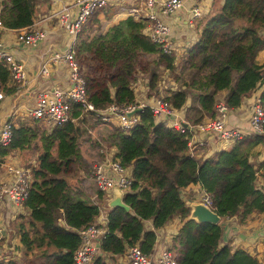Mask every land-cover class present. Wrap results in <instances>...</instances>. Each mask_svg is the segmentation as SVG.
Here are the masks:
<instances>
[{
	"label": "trees",
	"instance_id": "obj_1",
	"mask_svg": "<svg viewBox=\"0 0 264 264\" xmlns=\"http://www.w3.org/2000/svg\"><path fill=\"white\" fill-rule=\"evenodd\" d=\"M38 2L0 0V24L8 29L29 26ZM106 8L89 16L75 46L92 110L74 103L65 123L48 128L37 121L17 124L11 127L8 145L0 146V170L13 151L32 148L37 155L22 204L25 214L15 218L23 254H33L37 264H73L72 254L81 242L77 230L92 223L99 209L79 183H68L66 173L72 163L80 162L76 143L84 124L93 121L91 127L101 124L105 149L129 169L131 182L121 199L127 211L106 205L105 231L90 264H108L103 256L116 262L133 245L149 253L154 230L174 217L178 227L168 250L175 264H259L243 250L221 243L220 224L189 217L191 209L180 192L198 185L211 210L222 218L236 216L242 222L262 212L264 195L254 183L258 166L250 156L263 136H243L230 148L202 157V151L189 152L186 134L155 122L148 106L141 108L128 132L99 122L98 112L110 104L134 103L132 83L138 75L145 78L149 98L162 71L173 76L175 85L165 89L163 99L174 109L188 102L184 116L189 123L213 117L220 98L228 110L238 107L263 80L264 62L257 63L255 56L264 48V0H222L199 22L195 43L179 60L162 54L151 42L146 22L134 15L104 29L98 15L108 20ZM7 80L0 63V87ZM259 98L264 107V90ZM96 195L101 199L103 193ZM145 220L152 230L144 229ZM0 264L20 263L0 258Z\"/></svg>",
	"mask_w": 264,
	"mask_h": 264
},
{
	"label": "built area",
	"instance_id": "obj_2",
	"mask_svg": "<svg viewBox=\"0 0 264 264\" xmlns=\"http://www.w3.org/2000/svg\"><path fill=\"white\" fill-rule=\"evenodd\" d=\"M107 1L74 0L75 13L70 15L71 18L67 12L61 15L65 18L61 22L65 37L63 47L45 50L36 68V75L39 79H43L49 75L50 68L61 66L66 72L67 83L64 86L58 85L37 92L31 106L23 112L26 118L39 121L45 126H53L69 120L71 103H77L86 110H92V106L87 102L85 81L75 56V46L82 25L95 10L103 7ZM142 2L143 9L132 10L135 19H143L148 23L150 40L159 46L162 53L171 55V53L176 52L177 46L170 39L171 26L164 22L163 16L181 9L183 0H161L160 2L142 0ZM189 15L188 23L191 24L192 19L200 17L201 7L198 4L191 6ZM10 30H15L12 44L23 49L36 47L37 44L45 40L46 34L42 29L33 25L19 29H8L0 24V63L8 71V80L22 85L26 82L22 63L15 60L3 37L5 32ZM1 97L0 93V100ZM144 106L143 103L137 102L120 105L110 104L105 109L100 110L103 113H100L99 116L101 121L112 123L122 132H127L138 121L137 115L127 116V114L136 109L141 110ZM149 109L155 122L164 123L178 133L186 134L188 138L187 147L192 152L195 147H203L205 144L204 140L199 138L203 134L213 135L220 148H223L228 142L240 140L243 136L236 129L225 126L224 115L228 109L222 101H218L214 105L213 117L194 124L184 121L180 114L160 96L153 98ZM12 126L13 123L9 118L0 120V146L8 145ZM248 126L251 134L264 136V111L258 96L253 99L249 107ZM3 175L4 179L0 180V209L3 201H6L14 215L20 212L26 197L30 169L4 164ZM89 177L97 190L102 192L115 189L123 193L130 184L127 170L117 160H111L108 157H105L103 162L98 163L90 170ZM197 202L211 210L209 198L202 190L197 197ZM102 220L92 222L77 230L81 242L72 254L73 264H90L96 256V242L102 238L105 231L103 226L105 218ZM4 237L5 231L0 220V247ZM261 239L264 242V224ZM168 249H163L152 256L151 251L145 254L137 245H133L125 250V260L128 264H175L172 253ZM18 254L19 251L15 250L10 254L3 255L17 257Z\"/></svg>",
	"mask_w": 264,
	"mask_h": 264
},
{
	"label": "crops",
	"instance_id": "obj_3",
	"mask_svg": "<svg viewBox=\"0 0 264 264\" xmlns=\"http://www.w3.org/2000/svg\"><path fill=\"white\" fill-rule=\"evenodd\" d=\"M156 1L160 2L161 0ZM221 3L222 0H183V7L181 9L165 16L162 15L164 22L171 26L170 39L177 46V55H180L183 49L186 50L188 47L194 44L197 39L199 32V19H195L192 26L187 25L188 10L191 8V6L198 4L201 7L203 19L207 17V15L213 10L217 9ZM73 4L74 0H40L37 3L32 23L30 25L42 29L46 36L45 40L37 44V46L34 48L23 49L12 44L15 30L5 32L3 37L5 39L6 45L10 49L15 60L22 63L26 82L20 85L7 80L6 84L1 86V90H3L4 93L0 90L2 95L0 100V120L9 118L15 125L22 123L25 120L23 112L27 107L31 106L34 96L37 92L40 90L53 88L58 85H66L67 75L61 66H54L53 68H50V75L43 80H40L36 75V68L41 61V55L45 52V50L63 47L65 37L61 27V22L65 18L61 17V15L64 12H67L69 18H71L70 15L75 13V7ZM106 7V15L108 20H105L101 14L98 15L99 21L104 29L125 18L127 16L126 13L130 9L139 10L141 8V2L134 0H110V3ZM255 60L259 64L264 62V48L257 52ZM138 76L142 77L140 75ZM144 81L145 80L143 77V81L141 79V83L137 86L136 91L133 88L135 102L137 103H148L153 99V96L146 98ZM263 90L264 75L261 84L249 92L241 100L238 107L234 108L233 110H226L224 115L225 126L236 128L243 134L248 133L249 107L255 97H260V94ZM160 92L161 88L158 85L157 93ZM186 106H188V102L185 106H183V108L177 109V112L184 120V109ZM199 138L205 142L202 148V157L210 156L214 152L223 149L219 147L217 139L211 134H203L199 136ZM232 145V142H228L225 144L224 149H228ZM251 151L252 155L250 156V161L254 166H258L254 183L264 195V142L252 147ZM10 163L13 165L17 164L15 161H10ZM126 170L129 176V169L126 168ZM3 179L4 175L1 168L0 180ZM95 190L96 192L98 191L97 189ZM105 193H107L106 196L102 195V198H104V203L107 205V202L114 197L115 193L119 192L117 190H110ZM199 195L200 190L196 187V185H189L180 192L181 198L190 207L191 211L193 209V205L197 204V197H199ZM191 211L189 217L191 216L193 219H196L194 216H192ZM11 216L12 209L10 205L6 201H3L0 209V220L5 231V237L0 247V256L3 254H10L15 250L19 251V256L20 251H23L22 248H20L21 245L18 242L17 232H15L13 229V223L15 219H12ZM102 218H105L104 221H106V216L99 213L93 222H98L99 220H102ZM217 223L220 224L222 228V244L228 245L231 249H241L248 255L255 257L259 264H264V242L261 239L264 224V210L259 213H251L242 222H239L236 216H231L229 218L219 217ZM103 226L105 228V223ZM143 227L146 230H152L149 220L143 221ZM177 227L178 220L174 217L167 221L163 226L154 230L155 239L151 248L152 256H155L157 252L170 247L171 239L176 233ZM103 258L106 259L105 261H107L108 264H112V259H108L106 256H103ZM115 259L118 261L115 263L121 264L119 261H126L125 253L122 256L116 257Z\"/></svg>",
	"mask_w": 264,
	"mask_h": 264
},
{
	"label": "rangeland",
	"instance_id": "obj_4",
	"mask_svg": "<svg viewBox=\"0 0 264 264\" xmlns=\"http://www.w3.org/2000/svg\"><path fill=\"white\" fill-rule=\"evenodd\" d=\"M186 52V51H184ZM183 52V53H184ZM143 81L142 77L136 76L135 80L132 83L133 88L135 91L137 90V86L141 83L140 81ZM173 76H169L167 72L162 71L161 74V80L158 83L162 91H165V89L172 84ZM171 81V82H170ZM170 82V84H169ZM145 84V81H144ZM145 86V85H144ZM264 109V107H263ZM102 114L103 111H100L99 114ZM94 117V116H93ZM101 119H99V122ZM91 122L89 121L84 124L83 131L78 137L77 143H76V152L80 157L79 163H72L70 165V171H68L67 174V180L68 183L71 185L80 184L82 190L84 193L90 198V200L98 205L99 213L106 216V210L107 206L105 205L103 200L104 198L98 199L96 195L97 189L94 184L92 183L89 174L90 170L93 169L95 165L102 162L106 156H109L110 149H105V141L102 139V133H101V124L96 123L94 126H90ZM105 126V125H104ZM103 126V127H104ZM202 151V148L196 149L195 151ZM36 152L31 148L29 150L24 151H13L9 153V155L4 159V162H10L15 161L16 165H22L24 168H31L33 164H35V158H36ZM107 193H103V195L106 196ZM101 201V202H100ZM17 213L13 216V219L18 217L19 215H24L25 213ZM97 217V216H96ZM95 219V218H94ZM18 220V219H17ZM59 222H61V219H58ZM94 221V220H93ZM106 222V221H105ZM15 223L16 220L13 223V229L15 230ZM16 232V230H15ZM20 258L18 261L20 264H37L38 260L35 258L33 254H21L20 252ZM116 262H118L116 260ZM121 264H125L126 261H119ZM112 264H118L114 261L111 262Z\"/></svg>",
	"mask_w": 264,
	"mask_h": 264
},
{
	"label": "clouds",
	"instance_id": "obj_5",
	"mask_svg": "<svg viewBox=\"0 0 264 264\" xmlns=\"http://www.w3.org/2000/svg\"><path fill=\"white\" fill-rule=\"evenodd\" d=\"M38 1H40V0H38ZM130 1V0H129ZM134 1H138V2H141V8L140 9H143V2H142V0H134ZM110 3V0H108L107 1V3L103 6V7H106L108 4ZM103 7H101V8H103ZM101 8H99V9H97V10H100ZM97 10H95V11H97ZM133 9H130L126 14H127V16L129 15V16H131V15H133L134 13H133V11H132ZM94 11V12H95ZM93 12V13H94ZM176 12V11H175ZM100 13V12H99ZM126 16V17H127ZM89 18V17H88ZM189 18H190V15H189V10H188V19H187V25H189V26H192V24H193V21L195 20V19H199L198 20V23L202 20V12H201V15H200V17L199 18H194V19H192L191 20V24H189L188 23V20H189ZM88 20V19H87ZM86 20V21H87ZM138 20V19H137ZM145 21V20H144ZM146 22V21H145ZM86 23V22H85ZM84 23V24H85ZM83 24V25H84ZM146 24L148 25V23L146 22ZM82 25V26H83ZM82 28V27H81ZM81 30V29H80ZM79 34V33H78ZM149 35V34H148ZM150 38V37H149ZM77 39H78V37H77ZM152 42V41H151ZM156 46H157V48L159 49V51L161 52V50H160V48H159V46L156 44V43H154ZM190 47H188L186 50H182L181 51V54L180 55H177L176 54V52H174V53H171V55H167V54H164V53H162V54H164V55H166V56H174L175 57V59L176 60H179V58H181L182 56L181 55H184V51H187L188 49H189ZM182 52H184L183 54H182ZM2 65V64H1ZM3 66V65H2ZM4 68H5V66H3ZM81 67V66H80ZM6 69V68H5ZM82 69V68H81ZM6 71H7V69H6ZM51 72V71H50ZM49 75H50V73H49ZM48 75V76H49ZM7 76H8V71H7ZM47 76V77H48ZM46 77H44L43 79H45ZM143 78V77H142ZM43 79H40V80H43ZM144 80H145V78H144ZM160 82V81H159ZM171 82V81H170ZM170 82H169V84H170ZM158 86V85H157ZM157 86H156V88H155V92L154 93H152L151 94V96H153V98H156V97H162V99H163V97L165 96V91H162V89H161V92L160 93H157ZM175 85H174V83L172 82V84H170V86H168L166 89H170V88H172V87H174ZM132 89H133V86H132ZM145 89H146V81H145ZM0 90H1V87H0ZM46 90V89H45ZM86 90V89H85ZM2 92H3V90H1ZM134 92V91H133ZM4 93V92H3ZM135 98V97H134ZM260 99V98H259ZM153 100V99H152ZM152 100L150 101V102H148V103H143L145 106H148V108H149V106L151 105V103H152ZM218 101H221V99H219ZM217 101V102H218ZM135 102V101H134ZM72 104H74V103H71V105ZM77 104V103H76ZM71 105H70V107H71ZM183 108V107H182ZM174 109V108H173ZM181 109V108H180ZM150 110V109H149ZM174 110H176L177 111V109H174ZM141 111V110H140ZM139 111V112H140ZM263 111H264V109H263ZM138 112V113H139ZM213 112H214V108H213ZM138 113H129V115L127 114V116H130V115H133V114H135V115H137ZM98 115H99V113H98ZM153 117V116H152ZM137 118H138V116H137ZM99 119H100V116H99ZM154 119V118H153ZM206 120V119H205ZM25 121H36V120H32V119H29V118H26L25 117V120L23 121V122H25ZM184 121H186L187 123H189L188 122V120H184ZM203 121V120H202ZM22 122V123H23ZM37 122H39V121H37ZM102 122H104V121H102ZM201 122V121H200ZM40 123V122H39ZM104 123H106V124H109V125H113L112 123H107V122H104ZM197 123H199V122H197ZM20 124V123H19ZM42 126H45V125H43L42 123H40ZM192 124H194V123H192ZM17 125V124H16ZM13 126H15V124H13ZM113 126H115V125H113ZM45 127H52V126H45ZM115 127H117V126H115ZM118 128V127H117ZM132 128V127H131ZM231 128V127H230ZM248 128H249V126H248ZM234 129H236V128H234ZM237 131H238V129H236ZM129 131V130H128ZM127 131V132H128ZM249 131V130H248ZM243 134V133H242ZM248 135H251V132H248V133H246V134H243V136H248ZM253 135H256V134H253ZM243 136H242V138H243ZM262 136V135H261ZM264 137V136H263ZM233 144L235 143V142H232ZM7 146V145H6ZM2 147V146H1ZM3 147H5V146H3ZM199 148H203V147H195L194 148V150H193V153L195 152V150L196 149H199ZM225 147H223V149H224ZM189 150V149H188ZM189 152H191L192 153V151H190L189 150ZM106 157H108V158H110L111 160H116V159H113V158H111L110 156H106ZM105 159V158H104ZM104 161V160H103ZM102 161V162H103ZM118 161V160H117ZM119 163V162H118ZM4 164H11L10 162H3V163H1V168H2V170L4 169ZM13 165V164H12ZM13 166H18V167H23L22 165H13ZM35 166V164H33V166H31V167H34ZM124 168V167H123ZM30 169V171H31V168H29ZM124 169H126V168H124ZM129 179H130V182H131V178H130V175H129ZM130 185V184H129ZM196 187L201 191V189L198 187V185H196ZM112 190H115V189H112ZM129 190V188L125 191V192H127ZM102 192V191H101ZM125 192H123V193H120V195L121 196H123V194L125 193ZM103 193V192H102ZM197 204H199L198 202H197ZM194 206V205H193ZM207 208V207H206ZM21 210H23L22 209V206H21V209H20V212H18V213H21ZM210 210V209H209ZM191 211V210H190ZM210 211H212V210H210ZM213 212V211H212ZM22 213H25V211H23ZM15 214H17V213H15ZM14 214V215H15ZM13 212H12V219H13ZM100 240V239H99ZM99 240L96 242V244H98V242H99ZM20 248H22V247H20ZM96 251H97V247H96ZM21 252V254L23 253V251H20ZM98 253V252H97ZM97 253H96V255H97ZM0 258H4V259H13V260H16L17 262H18V259L20 258V255L19 256H17V257H7V256H4V255H2V256H0Z\"/></svg>",
	"mask_w": 264,
	"mask_h": 264
},
{
	"label": "water",
	"instance_id": "obj_6",
	"mask_svg": "<svg viewBox=\"0 0 264 264\" xmlns=\"http://www.w3.org/2000/svg\"><path fill=\"white\" fill-rule=\"evenodd\" d=\"M139 111L140 109H136L134 112L131 113H138ZM121 199L122 196L119 193H115L114 197L107 202V206L120 207L127 211L128 207L122 202ZM191 212L192 216H194L199 222H208L215 224L219 220V216L217 214L210 211L208 208L202 206L201 204L194 205ZM96 247L98 248V244H96Z\"/></svg>",
	"mask_w": 264,
	"mask_h": 264
}]
</instances>
